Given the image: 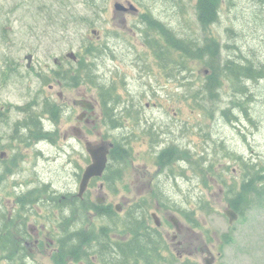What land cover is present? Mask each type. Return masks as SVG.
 I'll use <instances>...</instances> for the list:
<instances>
[{
	"label": "rangeland",
	"instance_id": "rangeland-1",
	"mask_svg": "<svg viewBox=\"0 0 264 264\" xmlns=\"http://www.w3.org/2000/svg\"><path fill=\"white\" fill-rule=\"evenodd\" d=\"M197 1L0 0V224L8 223L0 237L14 242L19 223L31 234L30 243L40 240L39 253L34 250L38 263L58 264L55 253L63 239L58 213L39 204H17L16 193L33 202L57 200L60 196L55 195L66 191L74 195L77 175L88 159L84 144L110 141L123 147L121 141L131 137L130 156L116 157L110 164L104 180L110 187L99 189L98 181L88 189L91 202L103 197V204L113 208L116 224L137 204L142 208L136 216L145 215L152 226L154 213L160 221L157 229L176 258L173 264H205L208 257L201 254L202 248L213 255L210 264H264V202L253 203L232 224L223 214L247 172L264 168V78L239 83L222 78L218 91L213 90L218 96L194 110L188 95L202 91L208 67L195 62L175 67L180 58L167 50L161 52V67L146 44L159 38L146 31L143 19L149 14L177 38H197L215 48L219 61L251 62L264 74V0H217V20L200 12L198 20ZM115 3H131L138 10L116 11ZM229 46L236 48L230 52ZM93 51V83L85 79L69 85L58 77L69 81L74 77L67 69L72 55L85 63L86 53ZM109 87L118 100L109 102L117 108L112 115L120 122L117 129L102 116L97 102ZM58 92L65 97L59 104L67 101L68 109L51 121L41 102L57 101ZM79 98L93 101L95 122L77 121L81 109L71 102ZM223 112L237 121L230 122ZM28 115L42 117L43 127L53 134L50 140L25 139L28 132L19 122ZM72 128L80 129V136ZM149 134L157 136L156 146H150ZM167 145H175L179 153L186 149V157L161 173L155 157ZM169 173L175 179L165 177L161 191L168 201L162 207L157 203L162 192L153 188L154 180ZM170 215L179 221V233L167 222ZM82 218L80 230L104 224L90 212ZM114 228L121 231L120 226ZM10 240L0 239V264H7L1 242L12 246Z\"/></svg>",
	"mask_w": 264,
	"mask_h": 264
},
{
	"label": "trees",
	"instance_id": "trees-1",
	"mask_svg": "<svg viewBox=\"0 0 264 264\" xmlns=\"http://www.w3.org/2000/svg\"><path fill=\"white\" fill-rule=\"evenodd\" d=\"M198 12L197 17L200 20V13L204 16L207 15L210 18L209 20L214 19V16H218L217 14V0H198L196 7ZM200 12V13H199ZM144 22L146 23V29L148 31H154L159 39H151L147 40L146 44L150 48L155 51V58L159 62L161 67H164L163 57L161 56L162 50H167L168 53L175 52L179 56V60L175 61L173 65L178 67L179 64L186 66L187 62H195L202 63L207 66L210 73L205 79V82L202 87V91L198 93L197 91L190 92L188 97L193 102L192 108L195 110L196 108H201V102L205 101L207 98L214 99L218 96L217 91L221 86V79L225 78V80L230 81H241L243 79H247L250 81H256L264 77L261 69H253V64L251 62H247L242 65L236 63L230 58L218 60V52L214 48L213 50L208 45H203L199 40L196 39H182L177 38L170 30L163 27L158 22L151 19V16L148 14L143 15ZM203 19V17L201 18ZM207 19V18H206ZM214 20H217L215 18ZM199 22V21H198ZM201 23V22H200ZM164 40V42L160 41ZM231 48V46H229ZM233 47V46H232ZM221 56V54H220ZM92 63H83L79 64L77 73L79 75L80 71L84 69V74L86 75V79L89 83L92 82ZM187 67L182 70H186ZM81 75V73H80ZM80 75L77 77H70L69 84H72L76 80H79ZM72 82V83H71ZM239 83V82H238ZM214 87H216L217 91H213ZM113 89L111 87L103 89L100 93L101 98V107L103 111V115L110 122L111 128L119 127L120 122L114 116L115 106H109V102L113 104H118V100L112 97ZM45 105L42 107V112L46 114L51 121L56 119L60 110L58 107L53 105H47V102L44 100ZM108 104V107L106 108ZM202 114H206V111L200 109ZM227 113L223 112V115L230 119V116L226 115ZM22 125L25 130L28 132L25 139L39 141L42 139L51 138L52 134L50 132L45 131L42 125V118L39 116H30L28 115L22 122L19 123ZM115 145V142H114ZM117 144L114 146V149L110 152V157L115 158V156L127 157L130 155V151L127 148L123 149L122 155L117 150ZM116 148V150H115ZM180 154L183 155L185 159L186 149L182 150L181 153L176 152V149L173 147H169L162 151V153L158 156V164L162 169L171 170L172 164L177 163L180 159ZM258 169V168H257ZM254 171V170H253ZM264 168L261 167L259 171L247 172V178L242 182L240 190L233 191L235 193V197L233 199H229V205L231 209H233L239 215H242L245 209L255 203L257 206L260 203L264 202ZM263 172V173H261ZM167 178L171 179V174H167ZM232 190V188H229ZM160 192L161 189H158ZM163 196L165 195L163 192L161 193ZM165 199H162L160 203L166 204L168 201V197L164 196ZM32 199H23V203L25 205L33 204L35 202L31 201ZM78 206V207H77ZM84 206L87 210H92L95 212L96 217L104 218V216L109 215L110 209L105 206H97L95 204L90 203L88 200L79 201L76 198H73L71 201L70 210L72 211V219H74L77 209L84 212ZM141 208L140 204H137V208L135 210ZM136 211L129 210L126 214L127 217L124 221L123 229L124 234L127 237H130L122 242L110 243L108 240V227L101 226L100 229L93 234V232H88L84 230H80L79 228H73L71 232H69V242H70V257L72 260H85L87 258V254L83 252L84 245H86L89 241H94L98 246V260L102 264H159V261L166 260L160 255V244H162L161 235L155 229L148 228L144 222V220L139 219L136 216ZM178 213H181V210H177ZM187 212V211H186ZM189 213V212H188ZM67 235V234H66ZM71 235V236H70ZM94 235V236H93ZM91 236H93L91 238ZM65 242V241H64ZM67 243V242H66ZM68 245L61 246V257H55V261L58 259H63L64 255L67 256L69 252H66V247ZM171 262V259H170Z\"/></svg>",
	"mask_w": 264,
	"mask_h": 264
},
{
	"label": "flooded vegetation",
	"instance_id": "flooded-vegetation-1",
	"mask_svg": "<svg viewBox=\"0 0 264 264\" xmlns=\"http://www.w3.org/2000/svg\"><path fill=\"white\" fill-rule=\"evenodd\" d=\"M77 68H78L77 63L75 64L74 67L70 66V69L77 70ZM49 88H50V90L52 89L51 86H49ZM56 98H57V101H54V102L55 103L58 102L59 110L60 111H62V110L66 111V109H68L67 108L68 102L66 101L63 105L59 104L65 98L63 93L62 92H58ZM81 112L83 113V120H82L83 122L81 121L79 123H85V124L89 123V118H88L89 115H90L89 112L83 111L82 109H81ZM101 113H103L102 110H101ZM148 140H150V139H148ZM3 155H5V153ZM85 161L87 162V158H86ZM87 164H88V162L86 163V166H87ZM155 164H156L158 170L162 169V167H160V165L157 163V161H155ZM101 184H102V187H103V185H105V186L108 185L107 183H105V181L103 183H101ZM154 184L155 185H153V188H155L156 185L159 184L158 181H157V178L154 180ZM160 184H161V187L165 186V184L162 181H160ZM47 192L48 193L52 192L51 196H54V192L53 191H47ZM20 193H16V195H17L16 196L17 204H20V202L23 201V197L19 196ZM55 196H60V197H58L57 200H55V198H51L50 197V198L47 199V201L34 202L33 204H28L27 206L32 207L35 204H39V205H42V206H48L52 210H56V212L58 213V216L56 218L58 220L57 226H58V230H59L60 234H63V236H62L63 239L61 240L60 247L56 251L55 256L61 257L60 251H61V246H62L63 243H64L65 246L68 245L66 247L65 254L67 252H69L67 254V256L64 255L63 259L57 258L58 259L57 263L58 264L61 263V262H63V263H65V262L72 263L73 260L70 257V250H69L70 249V242H69V238H67V237H69V232H71V230L73 228L75 229L77 227H73L72 226L73 225L72 224L73 220L71 219V212L72 211L70 210L71 201H72L71 192L70 191L69 192L66 191L65 195H63V196L58 195V194H56ZM1 219H2V217H0V220ZM82 220H84V219H81V220L74 219V222L75 223H77V222L82 223ZM52 223H53V221H52ZM6 228L8 229V223L3 225V223L1 222V224H0V233L6 234V232L8 231V230H6ZM14 233H15L14 242L12 240H10L9 238L0 237L1 241L2 240H6V241L10 240L11 243L13 244L12 246H10L9 244L5 245V243L1 242V248L5 251V256L3 258L4 261H6L7 264H14V263L15 264H39L38 260L35 258L34 250L36 248V251L39 253V242H40V240L39 239H35L34 243H32V242L30 243V241L28 239L32 238L31 234L29 232H27V231L22 230L21 229V225H19V223H17V226H15ZM64 236H66V237H64ZM180 245H181V243H180ZM97 249H98V246L95 244V242L93 240H92V245H84L83 252L87 254V258L85 260H80L78 262H80V264H102L100 262L101 259L98 260V258H97L98 254H99V251ZM201 252H203V250H201Z\"/></svg>",
	"mask_w": 264,
	"mask_h": 264
},
{
	"label": "water",
	"instance_id": "water-1",
	"mask_svg": "<svg viewBox=\"0 0 264 264\" xmlns=\"http://www.w3.org/2000/svg\"><path fill=\"white\" fill-rule=\"evenodd\" d=\"M114 9L116 11H126L127 10V8H125L119 3L114 4ZM130 9L133 10V7L130 6ZM73 104L74 106H80L83 109H87L91 111L94 109L93 104H91V102L86 101V100H75ZM82 118H83V114L78 117V120H81ZM76 133L78 135V131H76ZM112 146L113 145L111 143L96 144V145H93L90 143L86 144V152L88 153L90 157L91 163L84 169L81 175L79 187H78L79 189L78 196H81L84 193L89 181L92 178L102 176V173L107 163V155L109 154V150L110 148H112ZM97 202L102 203V200L98 199ZM224 214L228 217L230 224L233 223V221L237 219V215L232 210H225ZM153 217L156 221V224L158 225V221L156 217L155 216ZM171 221L174 223L175 226H177V222L175 220L172 219Z\"/></svg>",
	"mask_w": 264,
	"mask_h": 264
},
{
	"label": "bare ground",
	"instance_id": "bare-ground-1",
	"mask_svg": "<svg viewBox=\"0 0 264 264\" xmlns=\"http://www.w3.org/2000/svg\"><path fill=\"white\" fill-rule=\"evenodd\" d=\"M78 207V206H77ZM69 209V208H68Z\"/></svg>",
	"mask_w": 264,
	"mask_h": 264
}]
</instances>
